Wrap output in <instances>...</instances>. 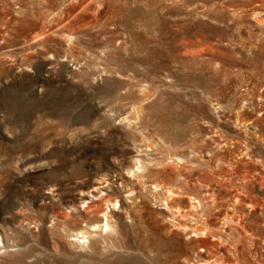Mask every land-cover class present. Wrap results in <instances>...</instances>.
<instances>
[{"label": "rangeland", "instance_id": "obj_1", "mask_svg": "<svg viewBox=\"0 0 264 264\" xmlns=\"http://www.w3.org/2000/svg\"><path fill=\"white\" fill-rule=\"evenodd\" d=\"M0 264H264V0H0Z\"/></svg>", "mask_w": 264, "mask_h": 264}]
</instances>
